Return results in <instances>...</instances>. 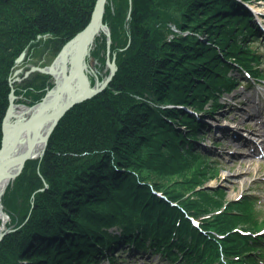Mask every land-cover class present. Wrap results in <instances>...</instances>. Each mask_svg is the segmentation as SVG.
<instances>
[{
	"label": "trees",
	"instance_id": "trees-1",
	"mask_svg": "<svg viewBox=\"0 0 264 264\" xmlns=\"http://www.w3.org/2000/svg\"><path fill=\"white\" fill-rule=\"evenodd\" d=\"M95 1L0 0V146L10 92L33 105L53 85L39 74L11 84L16 58L25 49L28 57L55 56L88 23ZM113 1L116 12L106 5L103 20L115 74L63 115L43 156L27 161L5 192L14 230L0 241V264H100L125 245L145 249L147 240L171 263L264 264L262 236L252 234L264 218L252 197L227 201L220 187H203L218 167L193 147L201 122L161 107L188 104L212 115L236 84L230 71L264 78L257 27L242 3L252 0ZM99 46L94 56L106 51L105 38Z\"/></svg>",
	"mask_w": 264,
	"mask_h": 264
},
{
	"label": "rangeland",
	"instance_id": "rangeland-1",
	"mask_svg": "<svg viewBox=\"0 0 264 264\" xmlns=\"http://www.w3.org/2000/svg\"><path fill=\"white\" fill-rule=\"evenodd\" d=\"M96 2L97 0L95 1V4ZM114 2L115 1L113 0H107L105 3V6L109 5L111 7L112 12H116V10L114 9ZM248 7L252 9V12L254 13L257 19L260 18L258 17L260 14L261 15L264 14V0H252V2L250 3ZM104 11H105V8H104ZM103 15H102V20H101L102 22L101 29H99L98 32L95 34L93 40L91 41L88 47V52L86 54V57H87L86 62L88 66H86L87 68L85 71H86L88 80L90 82V86H92L93 88L96 86L97 87L101 86V84L105 80H107L111 71L113 70V66L111 62L115 61L114 60L115 54L111 55V52L109 50L110 44L112 43L111 30H110V27L106 24V22H104ZM150 23L151 25H153L152 22ZM171 28L175 30V27L172 24H171ZM205 36L206 35L203 34L201 36V39L204 40ZM104 38L107 43L106 51L104 52L100 49L99 52L97 53L98 55L94 56V54L92 53L100 48L99 45L100 44L102 45ZM262 38L263 37H259V40L257 39L258 46L260 47L264 46V39ZM63 45L61 46V48L63 47ZM28 55H29V51L25 49L21 52L19 57L16 58V61H15L16 63L14 66L15 70L12 76L10 77V83L12 84L15 82H22L24 79L30 76L34 77L36 74H39L40 77L46 76L48 80L51 79L53 82L54 77H52L50 73L44 72V70L54 62L56 55L52 56L49 52H47V50L39 51L37 57H32V56L28 57ZM102 55L103 57L106 58L105 62L101 60ZM20 57L21 59L17 61ZM111 57H113L112 60H110ZM261 60L262 61L260 65L262 69L264 70V56L261 58ZM229 74L231 76H236L238 84L236 85L235 89H233L230 93L223 94L224 96L218 98V102L222 103L221 107H219L217 111L213 112L212 115H209V113L205 115H202L200 113H197V114L199 116L200 115L203 116L204 119H209L208 120L210 121L209 123L215 126L219 125L218 123L220 121L219 120L220 118L226 117L225 121L228 123L227 124L228 127L234 129L236 131V134H239L240 126L244 124H248L249 127H257V126L259 127L258 122L260 121L259 119H261L259 115L254 116L253 120L251 119L248 120L241 116L234 117L235 114L233 113V111H229V109L230 107H234L233 110H235V112L237 113H240L241 115H245L246 113H251V112L258 114L261 109V106L263 105L264 107V99L262 98V95L264 96V80L262 83H258V85L257 84L252 85L251 84L252 80H245L244 78L239 77V73H237V71L234 69L230 71ZM105 87L100 92H102L105 89ZM46 92L43 94L42 98H44ZM258 92L260 93L259 96L261 95L262 102L261 101L260 102H250L249 104H245L244 107H247V111H242V108L236 110L235 108L236 106L231 104L237 96L239 97V100L246 99L247 101L250 98H253L256 100L257 98L255 97H257ZM13 96L10 97V94H9V106L2 120L1 146H2L3 136H4L3 134H4L5 121L7 119L8 111L11 108V106L14 105L17 107H25L26 109L32 106L24 102L16 101L17 96L14 93H13ZM235 102L238 103V100L237 101L235 100ZM37 103L33 105H36ZM209 104L210 102L208 101L204 104L203 107L207 108ZM241 104L242 103H238V105H241ZM194 113L195 112H193V114ZM28 117H29L28 115H25L24 119ZM255 121H257V123H255ZM179 127L182 128V130L184 129L182 125H179ZM198 133L203 137V141L194 142L195 144L193 145V147L201 153L205 152L204 154L209 159L214 160L217 163L216 165L218 167V169L216 170L217 172H215L214 175L212 176L210 175L209 177H207L205 181L203 182L202 186L205 188H212V189L215 187H220L222 194H223V199L224 200L226 199L227 201L238 200L240 196L245 195V194L250 195L253 200V205H252L253 209L256 210L258 213L257 218L259 220L263 219L264 218V150L262 148L260 149L261 144H259L257 147H255V145L252 144L251 147L256 148L255 149L256 151L255 153H249L248 152L249 147L245 146V144L240 145L241 141L239 139L235 140L230 135L228 139L227 137H223L222 138L223 140L218 139V142H216L218 144L214 146L213 148V146H209L207 143L209 141H212L213 137L217 135L213 131H211V134L208 135V132H205L204 129H200ZM43 154L42 155L39 154L38 156L31 157L27 161L36 160L37 158L39 159L43 156ZM27 161H25L23 167L20 170V173L14 178L9 180L7 186L5 187L1 195V199H0L1 201L0 202V208H1L0 241L7 239V236L11 233V231L14 230V224L11 222L9 215L4 211V208H3L4 205L2 203V198H4L5 192L14 191L15 189L13 188L15 184L14 181L17 177H19L23 173V170L25 169ZM239 171L241 172L240 175H238ZM242 171H247V173H242ZM47 186L48 185L45 184L44 187H42V189H37L36 191H34L32 195L28 198V200L34 201L33 199L34 194L38 193L40 190L46 189ZM224 203L225 202H223V204ZM214 213L206 212L204 215V218L210 219L212 214ZM189 218L192 224L196 223V225L193 224L194 226L198 227L199 225H202V223L200 222V219L193 217V216H189ZM116 229H117L116 227H113L110 229V232L118 231ZM256 234H264V230ZM262 241L264 242V237H262L260 242ZM149 244L150 242L149 240H147L146 242L147 247L145 249L135 250L134 253H132V244H130V246L125 245L124 246L125 248H122V247L117 248L116 252L115 251L113 252V255H115L114 263L116 264H185V263H182L183 258L179 259L178 261L174 263H171L170 261H168L167 257H164L159 252L152 254L153 251L152 249L148 247ZM100 261H101L100 264H108L107 259L101 258Z\"/></svg>",
	"mask_w": 264,
	"mask_h": 264
},
{
	"label": "bare ground",
	"instance_id": "bare-ground-1",
	"mask_svg": "<svg viewBox=\"0 0 264 264\" xmlns=\"http://www.w3.org/2000/svg\"><path fill=\"white\" fill-rule=\"evenodd\" d=\"M254 21H260L257 18H253ZM98 29H101V24L98 23ZM175 30H177L175 28ZM77 49V40H75L71 45H69L66 49V56L64 55L62 58H65L67 61V69L62 67L61 59H58L56 63L49 65L46 70L51 73L52 77H54L53 85L47 92L50 93L47 96L46 102L55 101L53 107H50V111H53L54 108L62 107L66 102L72 99L73 96L78 95L80 91L83 89V83L79 80H75L72 85H70L69 89H67L63 95L58 96V100L56 101V95L59 93V88L62 84L64 77L73 72L75 64V54ZM90 90H88V93ZM60 97V98H59ZM48 105V104H47ZM188 104H173V103H165L161 105V107L165 108H176L179 110H184ZM73 107V106H72ZM71 107V108H72ZM38 106L32 105L30 108L25 107H17L12 105L8 111L7 119L4 125V143H3V154L0 158V199L1 195L7 186L10 177L13 173H15L17 169L16 163L18 159L24 154L28 147V143L30 141H35V147L33 149V157L38 156L43 147V136L47 131L50 122L44 123L40 125V127H36V129L31 132L28 131L26 125V119H24L25 115L29 117L31 115L36 114ZM70 108V109H71ZM197 113L205 115L202 111L196 110ZM43 114V113H42ZM189 114V113H188ZM190 115V114H189ZM193 116V115H192ZM197 121L203 122L206 119H201L198 114L194 116ZM39 118L34 116L31 119V123H38ZM40 121V120H39ZM258 141V140H257ZM256 144V142H255ZM1 148V147H0ZM249 153H255L254 148L248 150ZM242 173H247V171H242ZM241 172H238L240 175ZM1 202V201H0ZM1 213V208H0ZM1 218V217H0Z\"/></svg>",
	"mask_w": 264,
	"mask_h": 264
},
{
	"label": "water",
	"instance_id": "water-1",
	"mask_svg": "<svg viewBox=\"0 0 264 264\" xmlns=\"http://www.w3.org/2000/svg\"><path fill=\"white\" fill-rule=\"evenodd\" d=\"M106 1L107 0H97L96 4H95V6L91 12V16H90L88 23L63 45V47L59 50V52L56 55L54 62H53L55 64L58 59H61V57H63L64 55L66 56L67 47L69 45H71L75 40H77V49H76L75 60H74L76 65L74 66L73 72L67 74L64 77L62 84L59 88V93L56 95L55 99L57 101L58 96L61 97L63 95V93L67 89H69L70 85H72V83L76 79L83 83V89L80 91V93L78 95L73 96L72 99L69 100L68 102H66L62 107H59L58 109L54 108L53 111H50V107L51 106L53 107V104L55 101L46 102L47 96L50 93V91L46 92L44 98H42L36 104V106H38L36 114L31 115L30 117H28L25 120L26 125H27L26 128H28V131H30V132L32 130L36 129V127H40V125H42L44 123H48L51 121L49 126H48L47 131L44 133V136H43L44 143H43V147H42V150L40 152V155H42L43 152L45 151L46 145L48 142V138H49L50 134L52 133V131L54 130V128L56 127V125L58 124L59 120L63 117V115L72 106H74V105H76V104H78V103H80L86 99H89L92 96L96 95L98 92H100L111 81L112 77L115 74L117 67L115 65V62L112 61L111 64L113 66V70L111 71L107 80H105L101 84V86H98V87L96 86L93 88L92 86H90V82L88 80V77H87V74L85 71L87 68L86 66H88V64L86 62V59H87L86 54L88 52V47H89L91 41L93 40L95 34L99 30L98 29V26H99L98 23L102 24L101 20H102V15L104 13ZM20 59H21V57L17 61H19ZM61 61H62V67H64V69L65 68L67 69L66 59L62 58ZM44 72H48V70L45 69ZM48 73H50V72H48ZM88 90H90L89 93H88ZM12 96H13V90L10 93V97H12ZM34 116H37L39 118L40 121L38 120V123H33V122L31 123V119ZM4 137L5 136H3L2 146L0 148V158L2 157V154H3ZM35 145H36L35 141H30L28 143V147H27L26 151L24 152V154L18 159V162L16 163L17 169H16L15 173L12 174L10 179L17 176L20 173V170L23 167L25 161H27L28 159L33 157L32 152H33Z\"/></svg>",
	"mask_w": 264,
	"mask_h": 264
}]
</instances>
